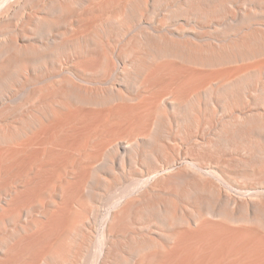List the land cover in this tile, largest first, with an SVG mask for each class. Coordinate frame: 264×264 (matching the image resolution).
Segmentation results:
<instances>
[{
	"label": "bare ground",
	"instance_id": "1",
	"mask_svg": "<svg viewBox=\"0 0 264 264\" xmlns=\"http://www.w3.org/2000/svg\"><path fill=\"white\" fill-rule=\"evenodd\" d=\"M0 264H264V0H0Z\"/></svg>",
	"mask_w": 264,
	"mask_h": 264
}]
</instances>
